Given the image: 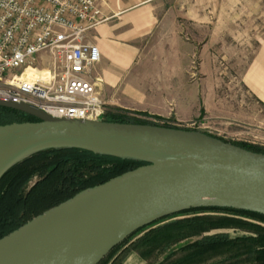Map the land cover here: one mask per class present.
I'll return each instance as SVG.
<instances>
[{"label":"water","instance_id":"obj_1","mask_svg":"<svg viewBox=\"0 0 264 264\" xmlns=\"http://www.w3.org/2000/svg\"><path fill=\"white\" fill-rule=\"evenodd\" d=\"M0 106L37 120L0 126V179L47 149L147 163L78 193L0 239V264H99L137 231L190 209L264 215V153L205 132L60 118L1 97Z\"/></svg>","mask_w":264,"mask_h":264},{"label":"crops","instance_id":"obj_2","mask_svg":"<svg viewBox=\"0 0 264 264\" xmlns=\"http://www.w3.org/2000/svg\"><path fill=\"white\" fill-rule=\"evenodd\" d=\"M98 1L111 19L87 36L101 53L90 81L106 109L193 122L202 110L208 112L203 83L191 77L194 58L197 72L206 77L209 69L218 70L208 61L224 55L210 47L230 44L233 66L242 69L248 88L264 102V0ZM181 22L208 31L183 37ZM124 264L146 261L130 251Z\"/></svg>","mask_w":264,"mask_h":264},{"label":"trees","instance_id":"obj_3","mask_svg":"<svg viewBox=\"0 0 264 264\" xmlns=\"http://www.w3.org/2000/svg\"><path fill=\"white\" fill-rule=\"evenodd\" d=\"M130 113L114 109V114L107 113L105 120L186 129L169 124L171 120L154 117L164 123L149 122L132 118ZM27 121L37 120L23 112L0 106V126ZM233 144L264 153V147ZM145 164L140 160L76 148L47 149L29 156L0 179V239L78 193ZM209 211L231 212L236 216L207 215ZM179 215L192 216L165 222ZM231 228L240 229L244 234L233 237L227 232L212 233ZM130 251L138 252L145 261L170 251L161 264H209L213 261L220 264H264V215L231 208L190 209L137 231L99 264H124V258Z\"/></svg>","mask_w":264,"mask_h":264},{"label":"built area","instance_id":"obj_4","mask_svg":"<svg viewBox=\"0 0 264 264\" xmlns=\"http://www.w3.org/2000/svg\"><path fill=\"white\" fill-rule=\"evenodd\" d=\"M110 19L98 0H0V97L60 118L106 121L90 81L101 53L87 36ZM202 127L185 126L207 133Z\"/></svg>","mask_w":264,"mask_h":264},{"label":"rangeland","instance_id":"obj_5","mask_svg":"<svg viewBox=\"0 0 264 264\" xmlns=\"http://www.w3.org/2000/svg\"><path fill=\"white\" fill-rule=\"evenodd\" d=\"M180 26V31L183 37L195 38L200 36L201 31H203V35L208 31L207 29H196L194 25L191 26L190 23L186 24L185 22H181ZM185 30L188 33H185ZM210 48H212L211 51L214 52L216 51V48H221L224 51V55H220L219 59L208 61L213 67L218 64V70L209 69V74L206 77H203L197 72L199 60L195 57L194 72L191 74L192 80L203 83L202 88L204 89V97L208 105V112L189 124L174 123L172 120L170 123L172 125H180L184 127L190 126L192 123H197L201 128H203L202 126H205V129L202 130L208 131L207 133L210 135L223 138L226 141L264 147V102H262L248 88L244 78L241 76L242 69L233 66V61L231 59L232 45H215ZM44 65H41L40 67H43ZM106 111L110 115L114 114L113 109L107 108ZM129 115L132 118H138L144 121H156L155 118L137 112H132ZM206 214L212 216H236L231 212L223 211H209ZM187 216L192 215L175 216L165 222L174 221ZM237 217L252 221L244 216ZM216 232H227L233 237L244 234L242 230L234 228L218 230L212 233ZM169 253L170 251L162 255L159 254L149 261H146V264H161L167 258ZM209 264L220 263L219 261H213Z\"/></svg>","mask_w":264,"mask_h":264}]
</instances>
